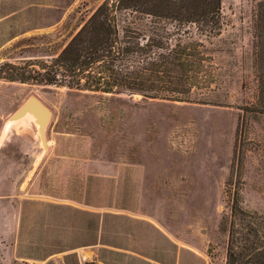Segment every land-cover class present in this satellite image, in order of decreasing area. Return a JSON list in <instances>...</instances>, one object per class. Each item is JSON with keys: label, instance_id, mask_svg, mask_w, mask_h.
Returning <instances> with one entry per match:
<instances>
[{"label": "rangeland", "instance_id": "rangeland-1", "mask_svg": "<svg viewBox=\"0 0 264 264\" xmlns=\"http://www.w3.org/2000/svg\"><path fill=\"white\" fill-rule=\"evenodd\" d=\"M104 1L0 0V65L50 61ZM261 2L221 0L217 88L188 103L0 80V264H225L230 196L264 216V117L240 128ZM31 96L46 147L31 121L4 130Z\"/></svg>", "mask_w": 264, "mask_h": 264}, {"label": "trees", "instance_id": "trees-1", "mask_svg": "<svg viewBox=\"0 0 264 264\" xmlns=\"http://www.w3.org/2000/svg\"><path fill=\"white\" fill-rule=\"evenodd\" d=\"M222 20L221 0H106L50 61L4 62L0 80L188 103L217 88L205 44L220 34ZM253 36L258 97L240 109V128L249 116L264 117V2L255 9ZM230 197L220 222L225 264H264V216L244 210L238 193Z\"/></svg>", "mask_w": 264, "mask_h": 264}, {"label": "water", "instance_id": "water-1", "mask_svg": "<svg viewBox=\"0 0 264 264\" xmlns=\"http://www.w3.org/2000/svg\"><path fill=\"white\" fill-rule=\"evenodd\" d=\"M26 114H31L37 119L40 126L39 132L42 136V141L45 142L44 130L51 117L50 111L43 105L38 97L31 96L20 105L17 111L11 116L10 120H19Z\"/></svg>", "mask_w": 264, "mask_h": 264}, {"label": "bare ground", "instance_id": "bare-ground-1", "mask_svg": "<svg viewBox=\"0 0 264 264\" xmlns=\"http://www.w3.org/2000/svg\"><path fill=\"white\" fill-rule=\"evenodd\" d=\"M22 119H26V120H28V121H31V122H33V123H35V125L37 126V129H38V132H39V130H40V126H39V124H38V121H37V119L34 117V116H32L31 114H26V115H24L22 118H20L19 120H10L9 119V121H8V123L5 125V131H7V129L12 125V124H14V123H16V122H20V120H22ZM7 133V132H6ZM39 135H40V144H41V146L42 147H46V141L45 142H43L42 141V136H41V134H40V132H39ZM84 256H86V255H84ZM83 256V257H84Z\"/></svg>", "mask_w": 264, "mask_h": 264}]
</instances>
